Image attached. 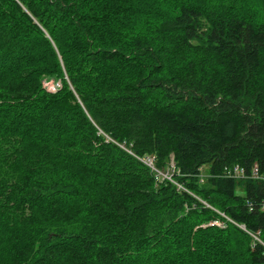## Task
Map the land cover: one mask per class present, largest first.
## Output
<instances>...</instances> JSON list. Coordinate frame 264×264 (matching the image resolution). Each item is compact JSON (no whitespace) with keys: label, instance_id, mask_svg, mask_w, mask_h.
<instances>
[{"label":"trees","instance_id":"obj_1","mask_svg":"<svg viewBox=\"0 0 264 264\" xmlns=\"http://www.w3.org/2000/svg\"><path fill=\"white\" fill-rule=\"evenodd\" d=\"M254 167L264 0H0V264H264Z\"/></svg>","mask_w":264,"mask_h":264},{"label":"built area","instance_id":"obj_2","mask_svg":"<svg viewBox=\"0 0 264 264\" xmlns=\"http://www.w3.org/2000/svg\"><path fill=\"white\" fill-rule=\"evenodd\" d=\"M140 161L146 167H148L151 171H153L155 174H157L158 176H160L159 175L160 172L159 171H156V169H154V167H153L152 158L146 157V158H142ZM170 166H172V164H170ZM169 173H170L169 170H168V172L165 173V174L168 175V179L167 180L170 179V174ZM226 175L227 176H230L231 178H236V179H241V178L244 177V173H243L242 169L241 168H238V167H233V169L228 170L226 172ZM263 185H264V183H263ZM262 205H264V200H262ZM241 228L244 230L243 226H241Z\"/></svg>","mask_w":264,"mask_h":264},{"label":"bare ground","instance_id":"obj_3","mask_svg":"<svg viewBox=\"0 0 264 264\" xmlns=\"http://www.w3.org/2000/svg\"><path fill=\"white\" fill-rule=\"evenodd\" d=\"M234 167H237V166H234ZM249 178L255 179V180H260V181H262V183H264V176L258 175L257 170H256L255 167L253 168V170H252L251 175L249 176ZM234 179H236V178H234ZM263 200H264V197H263ZM262 206H264V205H262ZM246 233L252 238L253 241H256L258 244H260L264 248V244L259 240V238H258L257 235L252 234V233H249V232H246Z\"/></svg>","mask_w":264,"mask_h":264},{"label":"rangeland","instance_id":"obj_4","mask_svg":"<svg viewBox=\"0 0 264 264\" xmlns=\"http://www.w3.org/2000/svg\"><path fill=\"white\" fill-rule=\"evenodd\" d=\"M42 85L44 88H46L47 90H50L51 92L54 91V89L58 86V81H52V80H49L48 82H42ZM160 178L162 179H168V175L164 173H161L160 172ZM211 224H214L216 226H221V223L218 222V221H215V222H212Z\"/></svg>","mask_w":264,"mask_h":264}]
</instances>
